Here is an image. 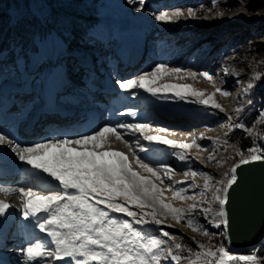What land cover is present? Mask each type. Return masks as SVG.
<instances>
[{
	"label": "snow or ice",
	"instance_id": "snow-or-ice-1",
	"mask_svg": "<svg viewBox=\"0 0 264 264\" xmlns=\"http://www.w3.org/2000/svg\"><path fill=\"white\" fill-rule=\"evenodd\" d=\"M135 2L129 0V3ZM144 2L139 0L137 11L143 9ZM217 7L219 0H214L209 11ZM217 15L222 17L224 11H219ZM181 17L195 19L197 10L188 8L185 12L176 9L155 15L157 21L166 23L178 21ZM222 71L225 75L237 77V84L243 83L239 79L241 73L231 66H224ZM165 78H190L194 81L203 78L210 83L215 79L214 74L207 71L193 72L161 63L134 79L117 80V84L125 92L142 89L157 99L168 98L162 93H172L179 100L194 97L192 102L227 115L225 108L214 97L219 93L227 98L231 96L229 91L218 87L209 95L191 85L158 83ZM262 78L264 75L254 69L242 91L246 94L254 88L253 82ZM248 103L251 104V101ZM234 111L238 116L243 108L237 107ZM118 115L135 117L136 110L128 109ZM228 119L231 121L233 117L228 116ZM228 127L229 131L233 127L242 129L253 138V145L243 150L238 145H230L226 138L205 137L203 132L197 138L191 131L179 133L193 137L191 143L177 142L161 135L168 134L169 129L153 128L147 122L105 124L78 138L54 137L31 146H22L0 134V145L6 141L12 145L11 151L19 161L30 166V171L35 170L38 181L19 187L0 185V193L14 195L20 200L23 219L34 222L35 229L45 234V238L32 240L21 249L24 264H54L55 261H65L66 264H264V258L259 257L255 250L238 255L232 253L223 242L212 243L215 234L210 233L197 218L202 216L215 228L223 226L220 235L230 242L225 206L229 201V189L238 180L237 169L242 165L264 161V148L255 146L256 139H264V110L259 111L251 126L237 123ZM208 131L213 129L206 127L205 132ZM153 132L157 134H151ZM170 134L177 133L172 131ZM128 135L137 136V139H125ZM111 136L129 147L134 164L123 152L104 150L110 148L108 142ZM141 138L148 144L165 145L172 149V155L186 165L185 169L181 172L163 162L156 163L147 156L141 157L139 153L150 151L140 143ZM203 139L211 141L213 151L207 160L199 155L194 159L205 166L214 163L217 167H223L227 161L218 155L220 149H234L233 156L228 158L234 162L221 179L214 180L210 173L191 167L190 152L193 148L198 153L208 151L198 142ZM235 157H239V160L235 161ZM176 175H183L184 179L165 185V180L171 182ZM197 179L202 180L203 184L196 183ZM51 181L57 183L52 184ZM166 191L172 193L170 199L165 196ZM177 200L191 203L186 208L175 207L172 201ZM10 207V204L0 201V217L5 216ZM113 214H122L130 219ZM168 221L206 237L208 243L195 239L191 244L186 243L183 236L160 227H173L172 223H166ZM136 225H155L159 232L153 235ZM192 244H195V248Z\"/></svg>",
	"mask_w": 264,
	"mask_h": 264
},
{
	"label": "rangeland",
	"instance_id": "rangeland-1",
	"mask_svg": "<svg viewBox=\"0 0 264 264\" xmlns=\"http://www.w3.org/2000/svg\"><path fill=\"white\" fill-rule=\"evenodd\" d=\"M40 1L0 0V10L3 14H7L8 21L6 28L0 24V59L2 60L0 63H3V69L0 71L8 72L5 79L11 80L7 81H13L15 77L22 78L27 76L32 61L37 58V56H34L35 53H32L33 51L31 48L33 43H36L37 46L41 43L43 35L42 25L36 30L37 32L35 34L30 32L26 33V41L24 40V37L20 36H16V39H14V36L10 33L13 24L21 21L25 16L27 18H37L31 7L34 8L35 5L37 7L41 5L44 6L47 11L50 10V5L54 6L55 4L56 6L62 7L64 10L60 9L56 14L58 13V15L65 17H62L60 21H58L60 28L57 31H62L64 29L63 33L65 36H75L79 42L86 39L90 40V37H94V35L91 34H99L98 32L95 33L98 26H96L95 29L86 27L87 31L86 33H82V35L78 32L79 30L76 31L80 26L79 23L81 21L77 19L73 20V18L70 17L73 10L69 11V5L66 4V1L68 0H52L53 4L49 2V0ZM82 1L86 2L87 0ZM95 2V6L98 9L95 12L92 23L95 24L99 20L97 24L100 22L99 24L102 26L103 32L110 36L108 40L115 39L116 35L127 38L131 35L129 38L133 40L138 39L140 33H143L145 36H150V48L148 49L144 68L141 71L132 74L130 77L128 74L124 75L123 78L125 81L134 79L142 73L151 71L157 64L163 63L169 67H178L193 72L207 71L214 74L215 79L214 82L210 83L203 78H199L197 81L190 78L185 80L165 78L164 81L158 83L191 85L196 90L203 91L209 95L214 93L218 87L231 93V96L227 98L220 96L219 93H216L214 97L215 100L225 108L227 115L225 113H220L218 110L206 108L205 106L192 102L195 99L194 97H188L186 100H179L174 97L172 93H162L161 95H166L168 98L157 99L154 97L155 103H157L158 106L145 109V111L136 114L135 117L128 116L129 119H124V122H147L152 125L153 128L165 127L170 131L168 134L162 133L161 135H166L168 139L177 142L191 143L193 137L181 136L179 133L191 131L194 132L195 137L198 138L203 132L205 137L225 138V133L229 132V125L234 126L237 124L236 121L239 120L240 117L243 115H249L251 111L245 110V105H250L248 103L249 97L250 101H252L251 96L257 91L264 89V78H262L261 80L254 81V88L246 94L242 91L253 74L254 69L264 75V60H261L255 52L257 48L262 47L264 44V0H219V7L212 11H209V9L212 8L214 0H145L143 9L140 11H137V8L140 7L139 0H136L135 3H129V0H95ZM188 8L197 10V18L185 19L184 17H181L178 21L167 23L155 19V15L163 12H172L176 9H182L186 12ZM221 10L224 11L222 17L217 15ZM54 15V11L51 10L50 24L51 22H54ZM58 18L59 17H57V19ZM69 19L75 25L74 31H72V28L69 26ZM35 29L36 27L34 30ZM242 29H248L253 33L252 40H250L241 51L232 52L231 49L227 50L229 36ZM49 32L50 30L48 29V33ZM50 35L54 34L50 32ZM10 36L12 39L9 38ZM111 36L113 39H111ZM203 37L205 38L203 39ZM99 38L101 37L99 36ZM7 39H10L9 42ZM198 39L201 40L199 41ZM109 42H107L108 47L102 50L104 54L102 55L103 57L106 56V54H110L108 50L113 53V50H111L112 48L110 49V47H113V44L110 46ZM71 47L73 48V46ZM66 49L69 50L68 47H66ZM97 58L99 61L102 59L99 55ZM99 61H97L99 64L103 62ZM35 63L36 62H34V64ZM226 65L231 66L235 71L241 73L239 79L243 82L242 84H237V77L225 75L223 73L222 68ZM39 71L40 69H38V73ZM30 73H32V67ZM19 80L15 82L19 83ZM136 90L143 91L142 89ZM136 92L137 91H130V94L132 95L129 96V101L139 103L138 94ZM131 106L132 109L135 108L134 110L138 113L140 108L133 104ZM237 107L243 108V111L239 113L238 116L234 111ZM262 109H259L258 113ZM159 113L163 115H159ZM228 116H232L233 119L230 121ZM206 127L212 128L213 131L205 132ZM172 131H175L177 134L171 135L170 133ZM151 134L155 135L157 133L153 132ZM134 137L137 139V136ZM125 139L127 138L125 137ZM135 139L128 140L134 141ZM112 141L122 143L117 140L115 136L110 137L109 144ZM198 142L207 147L208 151L198 153L197 150L193 148L190 152L191 167L201 172L210 173L214 177V180L223 178L224 173L228 171L234 162L233 160L228 159L233 156L234 149L232 147H227L226 151L223 148L220 149L218 155H222L227 161L223 167H217L214 163H209L205 166V164L200 163L194 159V157L199 155L202 159L207 160V157L213 151L211 141L203 139ZM140 143L150 149L147 153H139L141 157L147 156L156 163L163 162L181 172L185 169L186 165L178 161L175 156L172 155L173 150L167 146L154 143L148 144L146 141H143L142 138L140 139ZM229 144L233 145L235 143L232 142ZM104 150L123 152L134 164L132 152L124 143L123 147L117 148L110 145V148H105ZM234 159L235 161H238L239 157H235ZM134 170L139 171V169L135 168ZM144 174L147 175L146 173ZM183 179V175H176L171 182L165 180V185L168 183L175 184L176 181H181ZM157 183L159 184L158 181ZM196 183L202 185L203 181L197 179ZM165 185H161V187H165ZM179 186L181 185H177V187ZM196 191H199V189H196ZM189 194H191V192ZM165 196L170 199L172 193L166 191ZM209 196H211V193H209ZM16 199L17 198H15V200ZM172 203L175 207L186 208L191 201L181 202L177 200L172 201ZM12 204L15 207L19 205H16L15 202ZM113 215H119L121 218L130 219L123 217L122 214ZM197 218L199 219V222L206 227L208 226V228L217 229L211 224H208L202 216ZM166 223H172L173 227L169 228L166 225H161L160 227L165 231H169L179 236L195 238L206 244L208 243L206 237L193 233L187 227L177 225L172 221ZM136 227L148 231L153 235L158 234L159 232V229H157L155 225H136ZM216 239L217 238L215 237L212 243L218 244ZM255 247L248 248L249 252L247 253L249 254L253 250L256 251ZM166 264H168V262H166Z\"/></svg>",
	"mask_w": 264,
	"mask_h": 264
},
{
	"label": "bare ground",
	"instance_id": "bare-ground-1",
	"mask_svg": "<svg viewBox=\"0 0 264 264\" xmlns=\"http://www.w3.org/2000/svg\"><path fill=\"white\" fill-rule=\"evenodd\" d=\"M100 23V22H99ZM97 24V23H93L92 24V26L90 27L91 29H95L96 28V26H98L97 27V31L95 30V33H99V34H94V37H90V41L89 42H92V43H94V44H96L95 46H94V48H95V50H97V49H99V47L100 48H102V50H104V49H106L108 46V43L107 42H109V45L110 44H112V42L115 40V39H117L116 37H117V35H116V37H115V39H113L112 38V36H111V39H113V40H108V38L110 37L109 35H107V34H105V32H103V30H102V26L100 25V24ZM97 24V25H96ZM88 27V26H87ZM100 27V28H99ZM99 28V29H98ZM86 31H87V28H86ZM99 36L102 38H99ZM106 36V37H105ZM133 37V36H132ZM122 38H127V37H124V36H122ZM149 38H150V36H148V35H146L145 36V39L143 40V41H145V42H143V45L144 46H146L147 45V48L150 46V42H149ZM46 41V40H45ZM59 41V40H58ZM61 41H62V43H63V46H64V48H65V52L64 53H62V54H60L59 52H58V54H57V49H56V46H55V44H54V51H55V53H56V56L58 55V59H57V61L58 60H62V59H64V60H70L72 57H73V54H72V51L74 50L75 51V49H74V45L73 44H70L69 42H67L62 36H61ZM36 42V41H35ZM125 42H129L128 41V38L127 39H125ZM37 45V44H36ZM65 45H66V47H68L69 48V50H67L66 49V47H65ZM73 46V48L71 47V46ZM119 46H121L122 45V47L120 48V49H122V53L123 54H125V56L127 57V56H129V57H133L132 55H130L127 51H126V49L128 48L127 46H125L124 44H123V40L122 41H120V43L118 44ZM124 45V46H123ZM52 50V45L51 44H49V46L47 47V49L45 50V52H42L41 53V60L42 61H44L45 60V64L47 65V66H49L50 64H51V62H50V55H49V51H51ZM129 50V49H128ZM131 50V49H130ZM109 51V53H111L110 52V50H108ZM138 53H140L141 55H144V56H147L148 55V49H146V50H139V51H137V54L134 56V57H138L137 55H138ZM83 54V60H81V61H83L84 63L83 64H81L80 66L83 68L84 67V65H88V66H86V67H84L83 69H81L82 71H80L81 73H79L80 74V78H82L84 75H87L88 74V72L91 70V71H93V72H96V68H95V66L93 65V61H92V59H91V57H90V55L87 53V52H85V53H82ZM101 55H104L103 54V51H102V53H101ZM108 54H106V56H107ZM99 58V57H98ZM146 60V58L145 57H142V58H139V59H137V60H135V61H133V62H131V63H122L121 64V66H120V68L121 69H124V70H127V71H130V74H133V73H136V72H138V71H141L143 68H144V63L146 62L145 61ZM47 61V62H46ZM56 61V62H57ZM80 61V60H79ZM101 61V60H100ZM99 61V62H100ZM0 62H2V60L0 59ZM55 62V63H56ZM80 63V62H79ZM79 63H77V65L79 64ZM99 64V63H98ZM130 66V67H129ZM3 63L1 64L0 63V70H2L3 68ZM76 67H78V66H76ZM41 68V66H38L37 65V63H35L33 66H32V73L35 75V74H37L38 73V69H40ZM77 70V69H76ZM36 71V72H35ZM7 73L8 72H5V71H0V81H3V79H5L6 78V76H7ZM59 73L61 74V75H65L64 77H62L63 79H64V81L66 80V83L65 84H67V85H71V86H73V87H75V86H77L78 85V83H77V78H76V80H74V81H69V78H71V76L69 75L70 74V68L69 67H67L65 70H60L59 69ZM128 79V78H127ZM6 80V79H5ZM78 80H79V78H78ZM9 82H11V81H6V83L8 84ZM27 82H29L28 80H27ZM1 83V82H0ZM56 84H57V82H55ZM10 84V83H9ZM21 88L22 87H24V88H29L30 87V85H26V83L24 82V80H22V79H20L19 80V83H17ZM72 88V87H71ZM94 88V90L95 91H100L101 90V86H99V85H96V86H94L93 87ZM30 93H31V95H30V97H28V99L27 100H25V102H22L21 104H19V106H17V109L20 111L19 112V114H18V117H17V120L18 119H21L22 120V123L25 125V128H24V130H25V132H27V131H29L30 129L31 130H35L34 132H32V133H30V134H26L25 136H24V141H22L21 140V137H18L17 136V132H16V129H17V127H18V123H13L14 121H12V122H10V124L9 125H7V126H4V127H0V134H4L8 139H11V140H13L14 142H18L20 145H22V146H31V145H35V144H37V143H41V142H45V141H47V136H45V135H43L40 131H38L37 129H38V127H37V124H33V125H30L29 124V122H30V117H29V115H27V113H25L26 111L28 112L29 110H31L32 108H33V105H32V103L34 104V102H36V100H37V98L36 97H33V91H29ZM51 99V98H50ZM136 105L137 103L136 102H131L130 103V105H129V107L132 109V106L131 105ZM137 106V105H136ZM55 106H54V104L52 103V102H48L44 107H42L41 109L40 108H38L39 110H37V113H41L42 112V110H43V112L45 111V110H47V109H51V108H54ZM138 107V106H137ZM55 110H56V108H54ZM135 109V108H134ZM77 110H81V109H77ZM263 110V109H262ZM76 110H73V111H71V113L72 112H75ZM76 113H79V114H82L83 115V113H81V112H79V111H77ZM71 115V117L68 119L69 120V123H72V124H74L75 122H77V121H84L86 118H84V119H78L77 118V114H70ZM85 115H88V113H85ZM159 115H163V114H160L159 113ZM98 116H100V115H95L94 116V118H98V121H99V127H103L105 124H107V123H105L104 125H101L100 126V123L102 122V120H105V119H103V117L101 118V117H98ZM98 127V128H99ZM14 132L16 133V135H14ZM85 133H82L80 130H78V131H76L75 132V134H74V136L73 137H71V138H78L79 136H81V135H84ZM127 139H135V137L133 136V135H131V136H125ZM22 139H23V137H22ZM109 143V142H108ZM5 144H6V146H7V148H9V150H10V152L12 153V154H14L15 156H16V154L15 153H13L12 151H11V147H12V145H10V144H8L7 143V141L5 142ZM110 145L111 146H113V147H123V143H116L115 141H112V142H110ZM115 149V148H114ZM113 149V150H114ZM109 151V150H108ZM55 183H57V182H55V181H52V184H55ZM27 184H36V183H33L30 179H24V180H22L21 182H19V180L17 179V178H14V179H12L11 181H9L8 183H4V184H2V183H0V185H9V186H11V187H19V186H22V185H27ZM0 195H5V194H2V193H0ZM7 196H9L10 197V199H9V203H16V205L17 204H19L16 208H17V210H16V215H17V221H21L22 219H23V217H22V211H21V202H20V200L18 199H16L15 200V198H16V196H14V195H7ZM1 201V200H0ZM228 217H229V215H228ZM8 223L6 222V218H4V217H0V230H2L6 235H7V237L8 238H11V237H13L14 236V229H12L13 227H10L11 225H7ZM227 243H228V248H229V250L233 247V245H234V243H233V241L232 240H230V242L227 240ZM245 249H248V248H243L242 249V252H244V250ZM244 253H246V254H248L247 252H244ZM11 256L13 257V258H16V259H18V260H20V255H19V251L18 250H14L13 252H12V254H11Z\"/></svg>",
	"mask_w": 264,
	"mask_h": 264
},
{
	"label": "trees",
	"instance_id": "trees-1",
	"mask_svg": "<svg viewBox=\"0 0 264 264\" xmlns=\"http://www.w3.org/2000/svg\"><path fill=\"white\" fill-rule=\"evenodd\" d=\"M49 2H52V0H49ZM95 0H87L86 2L82 1V0H68L66 1V4L69 5L68 9L73 10L72 15H70L71 18H73V20H80L81 22L79 23L80 26L78 27V29L76 31H78L81 35L82 33H86V27H91L92 26V20L95 16V12L97 11L98 8H96L95 6ZM56 7V8H55ZM60 9H63L62 7L56 6L54 4V6H51V10L54 11V22H51V25L59 30L60 26L58 25V21H60V19L62 17L65 16H61L58 15V13L56 14V12H58ZM64 10V9H63ZM57 17H59L57 19ZM7 14H3L0 10V24L3 27H7L6 25L7 23ZM69 26L72 28V31H74L75 25L72 23V21L69 19ZM57 24V25H54ZM42 24L39 22V20L36 17H31V18H27L26 16L19 22H16L13 24L12 28H11V35L14 36V39H16V36H20V37H24V40L26 41V33H32L35 34L39 29V27ZM264 26V24H263ZM36 27V29L34 30V28ZM28 28V29H27ZM253 33L250 32L248 29H242L241 31H237L234 32L232 35L229 36L228 38V46H227V50L231 49L232 52H238L241 51L242 49L245 48V45L250 42V40H252V35ZM31 36V35H30ZM67 42H69L70 44H73V42H76L78 39L75 36H69V37H65L62 36ZM11 38V36L9 37ZM205 37H203L204 39ZM12 39V38H11ZM13 39V40H14ZM10 39H7V41L9 42ZM199 41L201 39H198ZM32 51L35 52L37 49V45L36 43H33L32 45ZM252 51V50H250ZM256 54H258V57L261 58V60H264V44L262 45V47L257 48L255 50ZM77 59V58H76ZM79 62V60H76V65ZM264 82V80H263ZM252 101L250 105H245V110H250L251 112L249 113V115H243L242 117H240L239 120H237V123H243L246 126H251L252 123L256 120L257 116H258V110L259 109H264V89L263 90H259L257 91L254 95L251 96ZM250 100V97H249ZM226 139H228L229 143H235L236 145H238L241 149L246 150L247 148L251 147L253 145V138L247 136V134L239 128H235L233 127L231 131L227 132V137H225ZM255 146L259 147V148H263L262 146V141L261 139H256L255 140ZM207 230L210 233L215 234V237L217 238L216 241L219 242H223L228 246L227 241L224 239L223 236L220 235L221 232H223V227L221 226L220 228L214 229V228H208V226L206 227ZM185 238V242L191 244L192 240L195 238H191L188 236H183ZM197 240V239H195ZM192 247L195 248V244H192ZM256 252L258 254L259 257L264 258V242L257 245L256 247ZM244 252H249V249H245Z\"/></svg>",
	"mask_w": 264,
	"mask_h": 264
},
{
	"label": "water",
	"instance_id": "water-1",
	"mask_svg": "<svg viewBox=\"0 0 264 264\" xmlns=\"http://www.w3.org/2000/svg\"><path fill=\"white\" fill-rule=\"evenodd\" d=\"M264 148V139H261ZM238 180L229 189L226 210L229 215L228 235L234 245V254H246L243 248H251L264 242V161L242 165L237 169Z\"/></svg>",
	"mask_w": 264,
	"mask_h": 264
}]
</instances>
